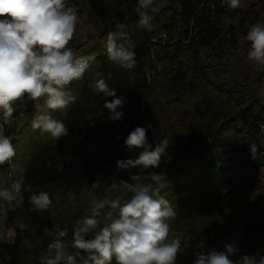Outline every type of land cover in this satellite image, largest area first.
<instances>
[{
  "label": "trees",
  "instance_id": "16d2710c",
  "mask_svg": "<svg viewBox=\"0 0 264 264\" xmlns=\"http://www.w3.org/2000/svg\"><path fill=\"white\" fill-rule=\"evenodd\" d=\"M67 2L81 18L69 46L78 55H95V60L84 79L71 86L77 102L68 110L52 113L66 124L67 136L53 141L33 132L30 123L37 114L33 104L26 111L19 110L16 123L6 126L5 134L17 148L13 161L17 173L12 176L8 165L0 167V188L18 178L23 168L24 203L10 211L5 222L15 235L13 242L0 241V261L39 264L57 225L69 229L70 241L75 221L88 211L91 196H120L122 202L130 198L126 191L106 193V189L113 177L131 182L130 175L138 170L118 172L116 162L138 156L142 149L129 151L124 139L135 126L149 123L159 137L169 141L160 167L151 171L167 181L161 195L177 213L169 221L171 235L190 242L189 247H182L177 264H192L201 241L223 250L231 242L228 224L198 227L197 221L243 203V193L254 197L247 144H254L264 122L260 97L264 72L253 82L233 84H218L211 74L231 57L233 32L246 35L248 26L258 21L253 8L229 10L221 6V0H157L148 10L150 28H144L135 12L137 0ZM113 16L127 25L124 31L136 44L137 64L131 70L120 69L107 59L106 40L114 30L109 24ZM224 17L238 19L234 31L225 28ZM82 29H86V38L77 44ZM97 73L105 78L111 73L109 87L126 97L123 121H109L104 100L92 93L89 85ZM148 138L155 139L151 130ZM97 180L99 187L92 189ZM41 191L49 193L52 206L44 212L30 211V195ZM253 203L264 208V200ZM248 217L237 246L249 254L259 252V260L264 257V220L255 213ZM20 225L25 226L23 230Z\"/></svg>",
  "mask_w": 264,
  "mask_h": 264
},
{
  "label": "clouds",
  "instance_id": "9594fccd",
  "mask_svg": "<svg viewBox=\"0 0 264 264\" xmlns=\"http://www.w3.org/2000/svg\"><path fill=\"white\" fill-rule=\"evenodd\" d=\"M156 2L137 0L135 12L140 26L150 28L148 10ZM241 3L242 0H221V6L229 10L240 8ZM80 23V16L67 0H0V167L8 165L12 176L17 173L13 164L17 148L5 131L6 126L10 128L16 123L19 110L26 111L29 104L37 107L30 123L33 132L53 141L68 135L66 124L52 113L68 110L77 102L71 86L84 79L95 60V55H78L69 46ZM109 24L114 30L107 34V59L120 69H133L137 64L136 44L124 31L127 25L118 16H113ZM245 39L250 43L246 60L264 68V22L248 26ZM111 79V73L106 78L97 73L89 87L104 100L107 119L123 121L126 97L109 87L107 81ZM149 130L155 139L149 140ZM124 145L129 151H142L135 158L117 160V171H138L130 175L131 182L113 177L106 193L123 190L131 193L130 198L122 202L120 196H91L88 211L75 221L70 241L69 229L57 225L54 238L39 256V264H177L182 247L190 246L189 241L182 242L171 235L169 221L177 213L161 195L167 181L160 173L151 171L160 167L168 139L159 137L149 123L135 126L125 137ZM257 151V145L250 144L254 160ZM23 172L20 168L19 177L0 188V216L6 217L24 203ZM142 180L148 182L141 183ZM99 183L94 181L91 188L96 189ZM52 203L48 192H33L29 210L44 212ZM213 216L217 222H223L219 212ZM24 227L20 225L21 230ZM258 256L259 252H242L236 241L225 243L223 250L201 241L193 253L192 264H264V257L257 260Z\"/></svg>",
  "mask_w": 264,
  "mask_h": 264
},
{
  "label": "rangeland",
  "instance_id": "374dc122",
  "mask_svg": "<svg viewBox=\"0 0 264 264\" xmlns=\"http://www.w3.org/2000/svg\"><path fill=\"white\" fill-rule=\"evenodd\" d=\"M252 7L255 14L258 16V21L264 22V0H242L241 8L248 9ZM225 28H232L234 31V26L238 23L237 18L224 17L222 19ZM246 35H242L238 32H233L231 36L232 41L235 43L232 51L231 57L224 66H218L211 74V79L216 83H230L235 82H253L255 81L263 72L264 68L259 66H254L246 60L247 49L250 47V43L245 39ZM86 38V29H82L75 39V43H80ZM202 58H204V52H201ZM262 90L260 97L264 103V82L262 85ZM248 147L250 144H247ZM250 151V148L248 149ZM249 160L253 162V165L257 162V155L255 160L251 158L250 152L248 154ZM243 204L236 205L235 207L226 208L223 207L214 212H219L220 216L223 218V222H217L213 213L209 216L201 218L197 221L198 227H206L218 225L219 223H226L230 227V241H236L238 243L239 238H241L246 232L249 217L248 215L256 214L257 217L263 218L264 220V208L260 209L259 206L255 205L252 198L248 197V194L243 193ZM10 211L7 216H0V241L2 242H13L15 231L14 229H7L5 222L8 219ZM213 248V247H211ZM216 249V248H215ZM193 260V257H192ZM0 264H5L0 261Z\"/></svg>",
  "mask_w": 264,
  "mask_h": 264
},
{
  "label": "built area",
  "instance_id": "2783aa9c",
  "mask_svg": "<svg viewBox=\"0 0 264 264\" xmlns=\"http://www.w3.org/2000/svg\"><path fill=\"white\" fill-rule=\"evenodd\" d=\"M254 144L257 145L258 151L257 162L255 165H251L252 171V184L254 187L255 194L253 201L264 200V122L259 127V132L254 140Z\"/></svg>",
  "mask_w": 264,
  "mask_h": 264
},
{
  "label": "crops",
  "instance_id": "0c3cea01",
  "mask_svg": "<svg viewBox=\"0 0 264 264\" xmlns=\"http://www.w3.org/2000/svg\"><path fill=\"white\" fill-rule=\"evenodd\" d=\"M11 242V241H10Z\"/></svg>",
  "mask_w": 264,
  "mask_h": 264
}]
</instances>
